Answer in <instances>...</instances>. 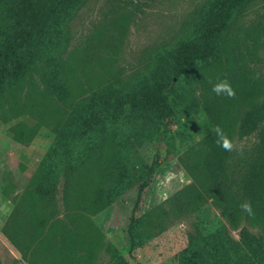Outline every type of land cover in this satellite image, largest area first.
Masks as SVG:
<instances>
[{
    "label": "rangeland",
    "instance_id": "374dc122",
    "mask_svg": "<svg viewBox=\"0 0 264 264\" xmlns=\"http://www.w3.org/2000/svg\"><path fill=\"white\" fill-rule=\"evenodd\" d=\"M219 2L80 0L52 50L6 98L0 97V264H113L118 257L127 264H176L177 254L192 242L216 264H255L239 242V228L229 225L210 201L177 215L166 203L191 182L178 157L208 131L203 114L187 113L180 95L201 78L212 80L218 65L205 70L197 66L189 76L172 82L169 99L174 117L167 129L162 127L164 118L140 107H124L117 120L104 121L97 153L77 167L80 175L72 177L74 183L71 180L67 189L63 187L62 172L77 166L88 152L83 145L86 138L75 139V126L69 128V122L88 114L90 96L100 90L115 96L140 92L169 70L171 54L196 35L200 22ZM231 56L256 71L262 92L257 102L262 103L264 0H247L233 11L217 48L221 61ZM245 107L239 104L237 114ZM23 123L30 129L27 138L18 142L11 128ZM158 132L162 133L159 166L150 176L139 217L146 233L131 258L126 228L135 187L145 177ZM62 133L66 135L60 137ZM57 141L61 147L55 152L56 166L46 180V187L54 188L52 200L38 212L52 216L39 227L28 184ZM256 142L254 132L234 135L231 159H243ZM120 182L121 193L96 210L102 205V191ZM16 200L24 208L17 216L12 213ZM241 226L264 238L251 219L243 218Z\"/></svg>",
    "mask_w": 264,
    "mask_h": 264
},
{
    "label": "trees",
    "instance_id": "16d2710c",
    "mask_svg": "<svg viewBox=\"0 0 264 264\" xmlns=\"http://www.w3.org/2000/svg\"><path fill=\"white\" fill-rule=\"evenodd\" d=\"M246 1L220 0L215 10H210L200 22L196 35L179 45L171 54L169 70L162 72L140 92L125 96H115L112 91L94 92L89 98L88 114L69 122V128L75 126L74 131L72 130L75 139L86 138L83 145L88 152L79 158L77 166L62 172V176L63 187L67 189L71 185L72 177L78 178L80 175L77 167L85 164L92 154L97 153L102 142L104 121L117 120L124 107L153 110L158 118L165 119L162 127L167 129L168 123L174 117L169 99L172 82L189 76L191 70L197 66L205 70L212 65H218V71L212 80L201 78L180 95V103L184 104L183 108L187 113L203 114L208 123V131L200 142L188 145L178 157L179 165L188 173L191 182L170 196L166 203L177 215L192 211L210 201L229 225L239 228V242L254 263L264 264L263 236L250 232L245 226L240 227V221L249 218L264 232V101L257 102L262 94L261 86L256 71L246 68L235 56L224 62L217 58L218 40L222 32L233 11ZM79 5L80 0H0V97L6 98L28 71L41 62L42 56L52 50L63 36L67 22ZM220 81H226L234 95L214 93L212 86ZM239 104H246V107L237 114ZM217 127L230 144L234 135L246 136L253 132L256 133L257 142L243 159L235 162L231 159V149L225 150L220 146L215 131ZM28 129L30 125L24 123L12 127L14 140H25ZM59 135L63 137L66 134ZM94 135L97 140H94ZM161 135V132L155 135L157 144L146 167L145 177L135 187L126 228L128 255L131 258H134L133 252L140 238L146 233L139 225V217L145 194L151 184L150 176L159 166ZM59 147V141L50 147L28 184L34 215L39 210L46 209L52 200L54 188L46 187V180L48 174L53 172L52 167L56 166L54 157ZM67 151V148L63 149V153ZM128 181L132 186L133 181L129 178ZM51 186L54 187V183ZM115 186L109 191H102V205L97 206L96 210L121 193L122 182ZM65 196L67 199L69 194L66 192ZM40 198L44 199L43 203L39 202ZM99 200L100 198L94 202ZM245 202L250 204L251 214L242 208L241 205ZM77 205L80 209H85V206ZM22 209L24 208L21 203L16 200L12 213L17 216ZM51 216V213L46 212L38 214L39 227L45 226ZM72 235L69 233L68 238L72 240L71 245H75ZM112 263L127 264L120 257ZM176 264L216 263L208 260L197 244L192 242L177 254Z\"/></svg>",
    "mask_w": 264,
    "mask_h": 264
},
{
    "label": "clouds",
    "instance_id": "9594fccd",
    "mask_svg": "<svg viewBox=\"0 0 264 264\" xmlns=\"http://www.w3.org/2000/svg\"><path fill=\"white\" fill-rule=\"evenodd\" d=\"M212 91L214 93H216L217 95H227V96H232L234 95V92L232 90V88L229 86V84L226 81H220L217 82L215 84H213L212 86ZM217 136L219 137V143L220 146L223 147L225 150H230L231 149V144L229 142V140L227 138L224 137L223 132L221 131V129H219L218 127L215 129ZM242 208L249 212V214H251V206L250 204H248L247 202H245L244 204L241 205Z\"/></svg>",
    "mask_w": 264,
    "mask_h": 264
}]
</instances>
